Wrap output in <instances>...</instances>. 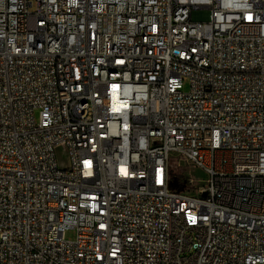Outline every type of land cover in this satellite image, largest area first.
<instances>
[{
    "label": "built area",
    "instance_id": "built-area-1",
    "mask_svg": "<svg viewBox=\"0 0 264 264\" xmlns=\"http://www.w3.org/2000/svg\"><path fill=\"white\" fill-rule=\"evenodd\" d=\"M0 264H264V0H0Z\"/></svg>",
    "mask_w": 264,
    "mask_h": 264
},
{
    "label": "rangeland",
    "instance_id": "rangeland-1",
    "mask_svg": "<svg viewBox=\"0 0 264 264\" xmlns=\"http://www.w3.org/2000/svg\"><path fill=\"white\" fill-rule=\"evenodd\" d=\"M60 159H65L63 154H60ZM169 163L173 184H175L174 182L177 180L176 176H182V182L176 181L175 188L179 191L197 194L202 185L201 181L204 179V173L200 169L195 168L192 164L175 157L171 158ZM65 238L67 240H73L75 238V231L68 230L65 233Z\"/></svg>",
    "mask_w": 264,
    "mask_h": 264
},
{
    "label": "trees",
    "instance_id": "trees-1",
    "mask_svg": "<svg viewBox=\"0 0 264 264\" xmlns=\"http://www.w3.org/2000/svg\"><path fill=\"white\" fill-rule=\"evenodd\" d=\"M176 179H177L176 181H179L180 183L182 182V176H176ZM176 181L174 182L175 184H176ZM175 184H173V185L171 186V188L177 190V189L175 188Z\"/></svg>",
    "mask_w": 264,
    "mask_h": 264
}]
</instances>
